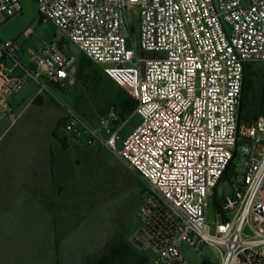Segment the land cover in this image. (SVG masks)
Instances as JSON below:
<instances>
[{"label":"built area","instance_id":"1","mask_svg":"<svg viewBox=\"0 0 264 264\" xmlns=\"http://www.w3.org/2000/svg\"><path fill=\"white\" fill-rule=\"evenodd\" d=\"M34 2L41 21L135 101L140 122L125 137L115 111L90 122L62 97L74 66L66 44L25 50L19 39H0V119L14 118L15 97L32 83L75 142L136 174L146 186L137 240L154 264H264V115L239 118L244 68L264 63V0ZM20 13L18 0H0L1 22ZM202 246L218 262L183 256H200Z\"/></svg>","mask_w":264,"mask_h":264},{"label":"rangeland","instance_id":"2","mask_svg":"<svg viewBox=\"0 0 264 264\" xmlns=\"http://www.w3.org/2000/svg\"><path fill=\"white\" fill-rule=\"evenodd\" d=\"M18 1L21 13L0 21V39H19L25 50H38L45 41L66 44L74 66L65 102L94 124L118 112L117 84L50 21L39 19L34 0ZM131 25L134 39L137 10ZM27 28L32 32L24 38ZM81 59L84 66L78 64ZM252 67L260 105L264 63ZM34 90L29 83L15 97L14 118L0 119V264H98L114 251L118 255L111 264H154L155 254L137 240L144 183L107 150L77 143L58 128L60 110L47 96L33 97ZM256 111L251 119L264 115V102ZM119 118L115 127L121 137L140 122L133 112ZM226 187L220 185L215 194ZM183 256L192 263L218 262L206 246L200 256L190 249Z\"/></svg>","mask_w":264,"mask_h":264},{"label":"trees","instance_id":"3","mask_svg":"<svg viewBox=\"0 0 264 264\" xmlns=\"http://www.w3.org/2000/svg\"><path fill=\"white\" fill-rule=\"evenodd\" d=\"M87 59V58H86ZM81 63V66H84L86 63L81 59L78 64ZM253 64H247L244 68L243 75V85L241 92V101L239 107V118L244 121H252L251 117H254V114L257 113V106L260 107L261 103L264 102V93H262L260 98V105H257V100L255 97V89L253 83V76L255 72L252 67ZM82 68V67H81ZM119 88V87H118ZM120 89V88H119ZM116 92V101L115 105L118 107L119 111L117 112L120 116L129 115L134 111L136 106L135 101L126 95L121 89L115 90ZM116 112V111H115ZM61 127V120L58 123V128ZM228 173L224 174V178L228 177ZM116 251L113 252L109 257H105L104 260L100 261L98 264H111L112 258L117 257Z\"/></svg>","mask_w":264,"mask_h":264}]
</instances>
